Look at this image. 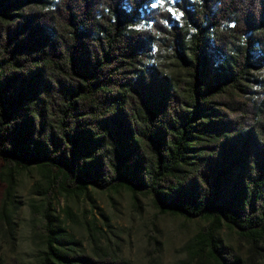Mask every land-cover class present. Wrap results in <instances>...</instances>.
Listing matches in <instances>:
<instances>
[{"label": "trees", "instance_id": "16d2710c", "mask_svg": "<svg viewBox=\"0 0 264 264\" xmlns=\"http://www.w3.org/2000/svg\"><path fill=\"white\" fill-rule=\"evenodd\" d=\"M36 1L0 0V178L36 168L65 193L149 196L161 213L210 221L196 237L201 264H242L212 235L225 226L264 238V92L216 96L264 61V0H195L185 11L193 34L167 33L190 50L187 87L141 68L154 33L131 27L149 0L14 12ZM210 44L224 75L205 82ZM43 218L41 264H122L80 254Z\"/></svg>", "mask_w": 264, "mask_h": 264}, {"label": "rangeland", "instance_id": "374dc122", "mask_svg": "<svg viewBox=\"0 0 264 264\" xmlns=\"http://www.w3.org/2000/svg\"><path fill=\"white\" fill-rule=\"evenodd\" d=\"M56 1L37 0L14 12L43 14ZM194 7L195 0H149L138 11L131 28L154 33L142 69L161 70L180 86L187 87L189 75L184 60H191L190 50H178L167 32L193 34L185 11ZM204 55L202 79L205 82L222 79L220 57L212 51L211 44ZM262 92L264 61H256L238 84L230 83L216 99L251 102ZM48 180L36 168L15 171L11 176L2 172L0 258L4 264H41L46 211L51 228H59L66 236L62 242L74 240L79 244L80 254L107 257L122 264H201L203 255L198 252L196 237L210 225L208 219L161 213L149 196L125 189L101 192L88 188L84 195H77L61 192ZM212 236L214 242L231 248L242 264H264V238L251 243L225 226L214 230Z\"/></svg>", "mask_w": 264, "mask_h": 264}]
</instances>
